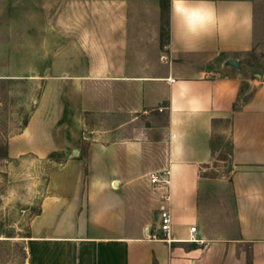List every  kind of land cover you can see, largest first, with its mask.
<instances>
[{
  "label": "crops",
  "instance_id": "obj_1",
  "mask_svg": "<svg viewBox=\"0 0 264 264\" xmlns=\"http://www.w3.org/2000/svg\"><path fill=\"white\" fill-rule=\"evenodd\" d=\"M262 4L0 0L35 8L50 44L38 100L6 142L9 159L49 165L25 235L0 239L19 264H246V250L264 264V80H246L243 63ZM221 134L228 173L214 178ZM162 171L170 244L148 238L159 234L149 176ZM192 226L202 244L187 241Z\"/></svg>",
  "mask_w": 264,
  "mask_h": 264
},
{
  "label": "rangeland",
  "instance_id": "obj_2",
  "mask_svg": "<svg viewBox=\"0 0 264 264\" xmlns=\"http://www.w3.org/2000/svg\"><path fill=\"white\" fill-rule=\"evenodd\" d=\"M257 5V29L261 41L244 59L246 80H264V0ZM49 33L33 7L0 6V239L25 235L28 223L44 195L49 165L29 156L12 160L6 156L7 139L27 120L40 95V77L46 61ZM250 85H242V98ZM229 138L221 134L214 144V159L206 173L223 177L228 173ZM56 161L62 152L52 156ZM22 250L0 244V264H19ZM246 264L249 252H245Z\"/></svg>",
  "mask_w": 264,
  "mask_h": 264
},
{
  "label": "built area",
  "instance_id": "obj_3",
  "mask_svg": "<svg viewBox=\"0 0 264 264\" xmlns=\"http://www.w3.org/2000/svg\"><path fill=\"white\" fill-rule=\"evenodd\" d=\"M149 181L154 191H159V205H158V235L148 231V238L151 240L163 241L165 243H172L175 240L171 235V214H170V182L169 171H162L160 173L149 176ZM196 228L194 226L189 229L190 243L202 244V241L196 237Z\"/></svg>",
  "mask_w": 264,
  "mask_h": 264
},
{
  "label": "water",
  "instance_id": "obj_4",
  "mask_svg": "<svg viewBox=\"0 0 264 264\" xmlns=\"http://www.w3.org/2000/svg\"><path fill=\"white\" fill-rule=\"evenodd\" d=\"M229 65L234 67V68H239V66H240L239 63L237 61H234V60L230 61Z\"/></svg>",
  "mask_w": 264,
  "mask_h": 264
},
{
  "label": "trees",
  "instance_id": "obj_5",
  "mask_svg": "<svg viewBox=\"0 0 264 264\" xmlns=\"http://www.w3.org/2000/svg\"><path fill=\"white\" fill-rule=\"evenodd\" d=\"M28 119V118H27ZM26 123H27V120L25 121V123H24V125L22 126V128L26 125Z\"/></svg>",
  "mask_w": 264,
  "mask_h": 264
}]
</instances>
